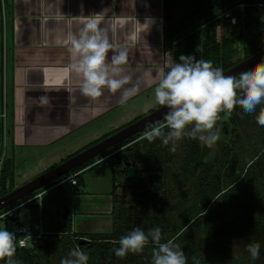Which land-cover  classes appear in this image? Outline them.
<instances>
[{"label": "crops", "instance_id": "0c3cea01", "mask_svg": "<svg viewBox=\"0 0 264 264\" xmlns=\"http://www.w3.org/2000/svg\"><path fill=\"white\" fill-rule=\"evenodd\" d=\"M4 10L1 79L10 104L0 130V157L3 156L2 163L6 160L11 163L15 176L26 177L23 172L26 169L17 167L22 148L48 147L36 158L40 170L46 163L59 156L68 157L144 114L145 106H149L148 110L158 106L154 88L164 72L163 0H11ZM88 20L106 29L109 41L116 45L115 51H126L127 58L119 66L118 75H129L130 80L123 87L135 85L136 92L123 102L122 89L112 93L105 88L98 97L80 91L82 78L71 68L74 60L69 38L78 35ZM113 51L109 49V59ZM41 97L45 98L43 102ZM36 153L29 150L24 155ZM111 170V190H116L113 167ZM57 187L76 190L74 212L76 205L79 209L82 204L83 208H91V213L101 214L91 218L94 227L102 230L111 221V213L103 210L109 200L107 196L85 192L81 184L68 182L53 185L44 192ZM41 197L42 194L35 198L39 205ZM69 214L71 209L66 206L65 216ZM40 227L43 228L38 224Z\"/></svg>", "mask_w": 264, "mask_h": 264}, {"label": "trees", "instance_id": "16d2710c", "mask_svg": "<svg viewBox=\"0 0 264 264\" xmlns=\"http://www.w3.org/2000/svg\"><path fill=\"white\" fill-rule=\"evenodd\" d=\"M2 1L3 7L11 4V0ZM235 3L243 4L242 8H240L237 12L236 21L234 23H230L227 30L221 32L222 21L219 17V13L223 10H228ZM204 7L206 12H203L202 8ZM163 8L165 18L164 71H167L165 66L166 63L171 59H178L181 53H191L197 59L211 60L213 65L222 66L223 69L226 70L237 62L233 60V56L237 51L235 43L242 39L245 34H247V41L244 46L246 57L261 49L255 39L258 32L261 31L262 26H264V22H262V18L264 17V0H163ZM0 10H2L1 6ZM208 13L211 14L210 23L204 28H193L195 17H198V15L201 14L206 15ZM2 23L1 18L0 50L3 45ZM11 28L12 27L10 25V29ZM0 69L2 71V65ZM2 99L3 83L1 79L0 111L2 109ZM9 104V100L6 98L7 110L9 108ZM241 109L240 105H235L231 111L239 113ZM224 112L226 111H221L220 113L222 114ZM141 115L142 114L136 116L133 120L137 119ZM2 122L3 120L0 117V130ZM129 122L105 133L85 146L96 142L100 138L119 129ZM157 123L158 122L155 124ZM165 131H167V129H165ZM138 134V132L132 134L115 144L114 148L116 151L111 153L109 157L112 156V160H115V162L119 161L121 158L123 160H129V153L125 154L128 158H124L118 151L124 144L134 140ZM125 147H127V145ZM143 148L142 168L144 170L150 171L152 169H158L168 171L170 169V166L167 164L168 159L163 155L164 152H169L168 146L162 145L159 138L151 142H149L146 138H143ZM72 154L73 153L70 155ZM228 155L229 151L226 152V156ZM203 160L200 142L195 139L187 138L185 141L182 164L180 165L182 176L184 178L196 176L199 170H203ZM93 161L94 157L74 167L70 171L66 172V174L79 171ZM252 162L253 161L249 163L248 168H246L242 177L239 176L235 179L228 180L223 188L215 190L212 193H206L204 190H198V192H200V196L193 198L192 204L185 213L183 222L171 233L168 231V225L165 224L166 211L164 210L163 200H161L157 194L159 191L158 189L163 184V182L159 181L161 178H159L158 175L149 174L145 181L137 183V185L142 188V190L139 191V196L142 199L156 203L160 208L159 212L153 217V224H159L162 232V240L174 238L175 241L184 249L185 256L187 257V264H193V256L200 257L201 264H264V193L258 191L259 186H264V179L248 172ZM123 171L127 173V175H131L134 173V168L125 166ZM76 177L78 180L77 184L84 183L82 172H78ZM56 180L57 179L52 180L48 184L52 185L56 182ZM244 182H246L247 187L244 186ZM0 185V195L15 187L14 170L8 160L3 162L0 172ZM113 187L115 188L114 184ZM114 191L115 190H111V214L113 217L112 229L105 231H76V234H74L77 236L75 240L70 235L65 234L68 233L66 230L56 231L57 235L50 238H47L46 232L45 237L42 238L40 243L34 249L21 247L17 244L15 258L20 261V264H43L44 262L42 258L44 257L48 259L52 254V251H60L63 248H67L74 244L88 254V264H101L103 256L95 249L96 242L99 240L109 242L117 240L120 236L125 235L133 228L128 217L124 218V224L118 222L117 227L114 228L115 220L120 217L118 215L115 216L114 213ZM25 206H29V208L25 210L24 216L33 222V225H30V223L29 225L31 226L33 232L37 233L39 228L37 226L38 223L35 224L34 218L38 211V202H35V199H33V201L30 200L25 203ZM233 206L238 210L237 211L235 208L233 209V212L235 213V217L231 221L233 227H244L252 233L249 241L256 240L261 243V255L256 260H251L249 256H245L240 252H238V256H235L231 246V240L227 239L228 236L226 237V234L230 233L231 230L227 227L228 222H226L223 210L224 208L231 209ZM20 211L21 210L18 209L16 214L12 216L13 219L18 221V223L21 222V216L18 213ZM202 212L203 214L201 215ZM138 227L144 229L145 232L149 229V226L145 224L139 225ZM190 228L194 229V231L188 234ZM15 233L17 237V232ZM223 237L227 242H229L228 244L224 243ZM148 244L153 245L151 240H149ZM41 252H43V254ZM0 262L4 264L3 259H0Z\"/></svg>", "mask_w": 264, "mask_h": 264}, {"label": "rangeland", "instance_id": "374dc122", "mask_svg": "<svg viewBox=\"0 0 264 264\" xmlns=\"http://www.w3.org/2000/svg\"><path fill=\"white\" fill-rule=\"evenodd\" d=\"M242 5L243 4L241 3H235L229 9L231 10L233 15L237 16V12L240 8H242ZM0 6L2 8V10H0V19L2 18V22L4 25L6 20L4 17L5 10L2 0H0ZM202 9L203 12H206L205 7ZM226 12L227 10H223L219 13V17L222 21L221 32L227 30L229 24L231 23L230 16L228 17L226 15ZM210 21L211 14L208 13L206 15H198V17H195L193 28H204L210 23ZM262 22H264V17L262 18ZM246 41L247 34H245L242 39L235 43L237 51L233 56V60L238 62L246 57V52L244 50ZM255 41L261 48L264 47V26H262L261 31L258 32ZM261 107H264V103L258 104L253 113H248L241 109L239 113L231 111L230 113L224 112L218 115L216 126L220 129V138L211 147L205 146L200 142L204 159L202 166L203 170H199L196 176L184 178L180 169L184 153L185 141L187 137L182 138L177 142V148L175 152L169 151L168 153H163L164 157L168 159L167 164L170 166V169L168 171H162L158 169L146 171L142 168V152L144 151L143 132L154 126L156 123L155 122L138 132V136L134 140L130 141L127 147L121 148L118 151L122 157H129L128 159L132 164V168H134L133 174L127 175V173L123 171L122 158L119 161L115 162V160H112V156H108L98 161L94 166L86 168L82 172L84 183L81 184V186L83 187L85 192L107 196V194L111 192V169L112 166H114V180H116L117 182L114 184L116 190L113 193L115 195L114 213L115 216H120L115 220L114 228L117 227L118 222L124 224V218L126 217H128L133 228L144 224L149 226L150 228L154 227L155 225H159L153 224V217L156 213L159 212L160 208L156 203L142 199L139 196V191L142 190V188L138 186L137 183L140 181H145L149 174L158 175L159 178H161L159 179V181L163 182V184L158 189L159 191L157 192V194L161 198V200H163L164 210L166 211L165 224L168 225V231L171 233L177 226H179L183 222L185 213L189 206L192 204L193 198L200 196V192H198V190H204V192L206 193H212L215 190L223 188L228 180L235 179L239 176L242 177L251 161L253 162L250 165L248 172L250 174H255L261 179H264V126L257 124L255 120V116L260 111ZM163 121L164 120L162 118L157 122L162 123ZM1 147L2 146L0 144V151ZM46 149H48V147H45L43 149L40 147L37 149H21L18 154L20 158L18 159L19 161L17 167L18 169L19 167L20 169H26L25 171H23L26 172V177L15 176V186L27 181L46 168L59 163L67 156H59V158H57L55 161L51 162L50 164L46 163L43 168H40V170H38L40 164L39 162H36V158L39 157L40 152L42 154L46 151ZM29 150H35L37 153L35 155H24ZM113 151H115L114 146L109 148L105 152V154L107 155L108 153H112ZM227 151H229L228 156H226ZM126 153H129L130 155L127 157L125 155ZM97 157H99V155L94 158L96 159ZM2 166L3 163L0 164V172ZM244 186L247 187L246 182H244ZM43 187L39 189H42ZM39 189L34 190V192L1 208L0 212L21 203L26 197L41 191ZM75 191L76 190H68L67 188L65 190H60V187H57L55 189L48 190L42 193V203L40 204L41 206L38 204V211L34 218V222L35 224L38 223L39 226L41 225L43 227V229L47 232V238L56 236V231L59 230H66V232L68 233L65 234L70 235L75 240V238L77 237L76 235H74L76 234V231L86 232L112 229V219L107 225H105L104 228H102V230H100L98 227H94L95 222L90 221L91 218H96L95 215L101 214L91 213V208H83L82 204H80L79 209L76 205L77 212H74L75 204L73 202V193ZM258 191L264 193V186H259ZM66 206L71 209V214H69V216L67 217L65 216ZM27 208H29V206L27 207L25 206V204L18 208L19 210H21L20 212H18L21 216L20 221H25L27 223H30V225H33V222H31L30 219L24 216L25 210ZM234 208L237 210V208L234 206L231 209L224 208L223 210L226 222H228L227 227L231 230L230 233L226 234V237L228 236L227 239L231 240V246L235 256H238V252L243 253L245 256H248V253L245 251V245L251 242L249 241V239L252 233L244 227H233L231 221L235 217V213L233 212ZM110 218H113L112 214ZM2 219L3 220L0 221V226L7 227L4 222L5 217H3ZM72 219L74 221H72ZM15 222L18 223L17 220H15ZM88 222H90L91 226L88 224ZM8 227L11 229H15L16 225L15 223H9ZM193 231L194 229L190 228L188 234L192 233ZM224 243L228 244L229 242H227L224 238ZM153 247L154 245L146 244L144 250L141 253H128L123 258H121L117 257L114 254L113 241L109 242L99 240L95 245V249L103 256V261L101 264H150ZM72 248L78 247L72 244L60 251H52V254L48 259L44 257L42 258L44 262L43 264H60L61 258L66 257L68 252ZM41 253L43 254V252ZM0 264L2 263L0 262Z\"/></svg>", "mask_w": 264, "mask_h": 264}, {"label": "clouds", "instance_id": "9594fccd", "mask_svg": "<svg viewBox=\"0 0 264 264\" xmlns=\"http://www.w3.org/2000/svg\"><path fill=\"white\" fill-rule=\"evenodd\" d=\"M69 40L74 60L71 68L81 75L80 91L84 95L98 97L105 88L112 93L122 89L123 102L136 92L135 85L123 87L130 76L120 77L118 74L127 54L123 49L115 51L116 45L109 41L104 27L94 20H88L79 29V34L71 36ZM56 42L60 43V38ZM109 49L114 50L110 59ZM165 66L167 71L161 73L154 88V100L168 110L164 121L144 131L143 138L149 142L159 138L171 152L176 151L177 142L185 137L198 140L208 147L213 146L220 138L216 120L221 111L230 113L235 105H240L244 111L253 113L258 104L264 103V59L238 74H225L222 66L213 65L211 60L197 59L191 53H181L178 59H171ZM44 99L41 97L42 102ZM148 107L145 106L144 110L147 111ZM255 120L264 126V107L256 114ZM149 240L154 245L150 264H187L184 249L174 238L162 240L159 225L149 228L147 232L141 227L132 228L113 241L114 254L123 258L128 253H141ZM16 248V233L0 226V259L4 264H20L15 258ZM260 249L261 243L256 240L245 245L251 260L259 258ZM88 259L86 252L72 248L66 257L61 258L60 264H88ZM192 261L193 264H201L198 256H193Z\"/></svg>", "mask_w": 264, "mask_h": 264}, {"label": "water", "instance_id": "95a60500", "mask_svg": "<svg viewBox=\"0 0 264 264\" xmlns=\"http://www.w3.org/2000/svg\"><path fill=\"white\" fill-rule=\"evenodd\" d=\"M261 59H264V47L254 52L253 54L243 58L242 60L236 62L231 67L224 70V72L225 74H238L239 71L244 70L253 63L259 62ZM167 110L168 109L166 106L158 105L150 111L145 112L137 119L132 120L128 124L100 138L96 142H93L83 147L82 149L74 152L72 155L66 157L59 163H56L55 165L49 168H46L45 170L36 174L27 181L15 186L11 190L0 195V209L28 195L34 190H37L47 185L52 180H55L60 176L66 174V172L70 171L74 167L113 147L121 140L129 137L132 134L140 132L144 128L164 118V115Z\"/></svg>", "mask_w": 264, "mask_h": 264}, {"label": "built area", "instance_id": "2783aa9c", "mask_svg": "<svg viewBox=\"0 0 264 264\" xmlns=\"http://www.w3.org/2000/svg\"><path fill=\"white\" fill-rule=\"evenodd\" d=\"M226 15L231 19V23H234L236 21V16L232 14L231 10H227ZM0 117L2 118L3 121H5V118L7 117V107H6V94H5V89L3 88V99H2V109L0 111ZM111 154V153H110ZM110 154H107L103 157H101L99 160H102L104 158H106L107 156H109ZM3 161V156L0 157V164ZM80 172L76 171L74 173L71 174H64L62 176H60L59 178H57L56 182L52 185L49 186H44L42 189H40L41 191L30 195L28 197H26L21 203L9 207L7 209H5L4 211L0 212V221L3 220L2 218L5 217V224L7 225V228L12 231L14 230L15 232H17V244L21 247H29L34 249L42 240V238L45 237V233L46 231L40 227L39 231L37 233H34L31 226L29 225V223L23 221L20 223H16L15 219H13V215L16 214V212L18 211L17 209L19 207H21L22 205H24L25 203H27L30 200H33L36 197H40L41 194L47 190L48 188H50L53 185L59 184V183H63V182H68L70 185H75L77 184L78 180L76 177V174ZM74 181V182H73ZM107 205L106 208L103 209L105 212H110L112 210V194L107 195ZM9 223H15L16 227L15 229H11L8 227ZM26 229V230H25ZM20 241H23V243L21 244Z\"/></svg>", "mask_w": 264, "mask_h": 264}, {"label": "flooded vegetation", "instance_id": "af4514ba", "mask_svg": "<svg viewBox=\"0 0 264 264\" xmlns=\"http://www.w3.org/2000/svg\"><path fill=\"white\" fill-rule=\"evenodd\" d=\"M126 145H128V143L127 144H124L122 147H125ZM85 147V146H84ZM121 147V148H122ZM82 149V148H81ZM107 151V150H106ZM106 151H104V152H102V153H100V154H98L99 155V157H97L96 159L94 158V161L93 162H97V160L98 159H100L101 157H103V156H105L106 154H105V152ZM116 151V150H115ZM115 151H113L112 153H114ZM108 154H110V153H108ZM96 157V156H95ZM100 161V160H99ZM125 166H129V167H132V164H131V162L129 161V160H123V167L122 168H125ZM47 186H49V185H46V187Z\"/></svg>", "mask_w": 264, "mask_h": 264}]
</instances>
